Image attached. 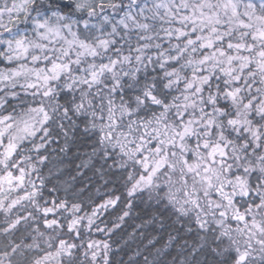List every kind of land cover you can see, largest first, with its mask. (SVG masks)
Wrapping results in <instances>:
<instances>
[{"label":"snow or ice","instance_id":"1","mask_svg":"<svg viewBox=\"0 0 264 264\" xmlns=\"http://www.w3.org/2000/svg\"><path fill=\"white\" fill-rule=\"evenodd\" d=\"M0 264H264V0H0Z\"/></svg>","mask_w":264,"mask_h":264}]
</instances>
